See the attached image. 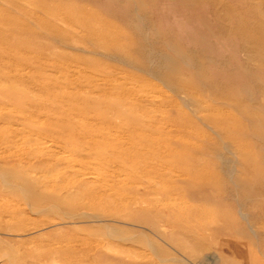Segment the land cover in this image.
<instances>
[{
    "label": "rangeland",
    "instance_id": "obj_1",
    "mask_svg": "<svg viewBox=\"0 0 264 264\" xmlns=\"http://www.w3.org/2000/svg\"><path fill=\"white\" fill-rule=\"evenodd\" d=\"M0 264H264V0H0Z\"/></svg>",
    "mask_w": 264,
    "mask_h": 264
},
{
    "label": "bare ground",
    "instance_id": "obj_2",
    "mask_svg": "<svg viewBox=\"0 0 264 264\" xmlns=\"http://www.w3.org/2000/svg\"><path fill=\"white\" fill-rule=\"evenodd\" d=\"M46 148V147H45Z\"/></svg>",
    "mask_w": 264,
    "mask_h": 264
}]
</instances>
